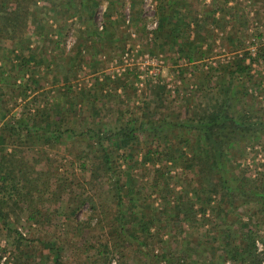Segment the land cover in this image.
<instances>
[{
	"label": "trees",
	"instance_id": "trees-1",
	"mask_svg": "<svg viewBox=\"0 0 264 264\" xmlns=\"http://www.w3.org/2000/svg\"><path fill=\"white\" fill-rule=\"evenodd\" d=\"M46 1L49 5L41 4V0H0V48L4 39L21 41L36 32L38 24L48 28V15L54 20L79 16L86 25L81 32L99 40L101 36L93 22L96 9L107 1L105 22L110 25H114L110 16L118 9L115 0ZM179 1L185 0L161 7L155 35L164 45H182L190 50L188 45L193 41L186 34L190 10L178 7ZM140 15L141 11H137L136 16ZM106 32L110 38L114 35L111 26L106 25ZM82 45L87 47L85 42ZM249 55L245 52L237 56L226 67L221 96L200 104L191 120L183 122L154 120L145 114L143 119L120 115L115 124H108L96 118L101 109H107V102L92 93H85L90 97L88 115L81 123L69 118V108L58 103L60 97H55L53 104L10 115L5 97L0 94V230L6 241L3 252L12 247L17 254L15 264H31L25 255L36 241L38 246L49 249L55 264H110L116 253L128 258V252L133 253L137 264H189L174 244L187 238V230L200 223L198 215L205 217L213 209L218 215L228 216L253 203L260 204L263 211L264 181L235 180L229 171V161L242 144L264 140V118H255L246 100L251 97L245 86L246 82L264 83V73H251V65L245 63ZM256 58L264 63V45L257 47ZM46 67L49 70L50 63ZM5 74L2 70L1 81L6 79ZM29 81L39 82L34 77ZM31 88V84L24 85V96ZM89 113L95 114L93 118L88 119ZM140 141L148 146L144 157L153 160V166L143 169L146 183L158 193L168 191L171 209L167 216L152 213L146 203L142 204L147 209L143 207L139 212L140 187L136 186V178L123 173L124 164L117 159L118 149L125 148L130 153L127 160L131 161L136 152L139 154L135 147ZM155 142L160 150L151 148ZM62 146L69 154L67 162L62 163L65 167L55 152ZM159 160L181 166L188 183L180 189L171 186L175 176L163 169L165 164L155 168ZM194 180L196 185L189 190ZM86 206L87 215L81 218ZM167 218L171 219L172 239L165 243L166 250L160 247L157 251L156 237L170 226ZM155 222L157 227L151 231ZM94 225L101 229L99 234H90ZM240 226L225 223L219 227L224 256L231 264H264V236L246 222ZM21 227L36 233V240L25 236ZM54 227L61 232H51ZM44 229L51 232L46 240L39 237ZM65 251L69 252L68 258Z\"/></svg>",
	"mask_w": 264,
	"mask_h": 264
},
{
	"label": "rangeland",
	"instance_id": "rangeland-1",
	"mask_svg": "<svg viewBox=\"0 0 264 264\" xmlns=\"http://www.w3.org/2000/svg\"><path fill=\"white\" fill-rule=\"evenodd\" d=\"M41 1V4L48 2ZM115 1L118 9L110 16L114 25L105 22L107 1L96 9L93 22L100 33L99 40H93L86 32H81L83 28L86 29V25L79 16L54 20L48 15V28L38 24L37 31L27 34L21 41H2L0 94L5 97L10 115L19 114L33 106L53 104L55 97H60L58 103L69 108V118L81 123L88 115L86 109L90 97L85 96V93H92L91 96L103 97L107 102V109H101V115H96V118L105 119L108 124H115L120 115L143 119L146 118L145 114L154 120L167 118L183 122L191 120L200 104L213 102L221 96L222 80L227 76L226 67L237 56L250 52L245 63L251 65V73H264V63L256 58L257 47L264 45V0H229L227 3L225 0L179 1L178 7L190 10L186 20L189 27L186 34L193 41L187 44L190 50L182 45H164L155 35L161 7L164 4L175 6L174 0H137L135 3L132 0ZM133 5L137 6L135 11ZM137 11H141L140 17L136 16ZM106 25L111 26L114 33L111 38L106 32ZM84 42L87 47L82 45ZM190 54L192 59L189 58ZM48 63L49 70L46 67ZM2 70L7 73L3 81ZM32 77L39 82H28ZM28 84L32 88L24 96V85ZM245 86L251 97L246 100L255 118H264V83L246 82ZM33 98H36L35 101ZM94 115L89 113L88 119ZM151 148L160 150L156 142ZM136 149L139 154L136 152L128 162L130 153L125 148H119L117 159L124 164L123 173L126 171L127 177L136 178V186L140 187L138 194L141 196V207L138 210L142 212L143 207L147 209L142 204L146 203L152 213L167 216L171 209L169 196L166 195L168 191L163 194L156 192L146 183V176H143V169L153 166V160L144 157L148 146L140 141ZM55 152L59 154L61 164H65L69 154L65 152L64 146ZM64 164L62 166L65 167ZM162 164H165L164 170H169L175 176L171 186L180 189L188 183L181 166L159 160L155 168H162ZM229 171L235 180L250 181L255 178L254 183L256 180L264 181V140L242 144L229 161ZM141 183L145 188H142ZM195 185L191 184L187 188L191 190ZM104 196L110 201L108 195ZM259 206L257 203L241 206L228 216L224 217L221 213L220 218L221 214L209 209L205 217L198 215L200 223L189 228L187 238L174 244V247L183 251L189 264H231L219 245V227L225 223L241 227V223L246 222L258 228L264 236V210L260 211ZM88 210L86 206L80 217L85 218ZM166 222L170 225L167 231L156 237L157 251L160 247L166 250L165 243L172 239L171 219L167 218ZM155 227L157 222L151 231ZM21 230L25 231V236L31 235L30 238L36 240V233L30 234L27 228L21 227ZM100 230L95 226L90 234H99ZM51 232L61 231L54 227ZM51 232L44 229L40 239L46 240ZM4 238V231L0 230V264H15L14 255L17 254L13 248L9 247L3 252L2 248L6 246ZM258 244L262 248L261 242ZM28 249L30 252L25 257L29 263L55 264L49 249L38 246L36 241ZM128 253V258L116 253L110 259V264H137L133 253ZM64 256L68 258L69 252L65 251Z\"/></svg>",
	"mask_w": 264,
	"mask_h": 264
}]
</instances>
